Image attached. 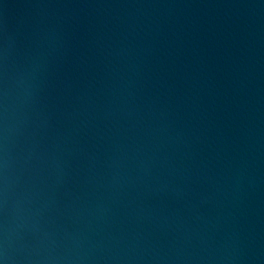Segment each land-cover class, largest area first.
Segmentation results:
<instances>
[{"label": "water", "instance_id": "obj_1", "mask_svg": "<svg viewBox=\"0 0 264 264\" xmlns=\"http://www.w3.org/2000/svg\"><path fill=\"white\" fill-rule=\"evenodd\" d=\"M0 264H264V0H0Z\"/></svg>", "mask_w": 264, "mask_h": 264}]
</instances>
